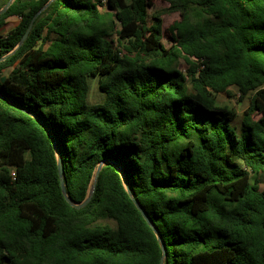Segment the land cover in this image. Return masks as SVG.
I'll list each match as a JSON object with an SVG mask.
<instances>
[{
	"label": "trees",
	"instance_id": "1",
	"mask_svg": "<svg viewBox=\"0 0 264 264\" xmlns=\"http://www.w3.org/2000/svg\"><path fill=\"white\" fill-rule=\"evenodd\" d=\"M162 1L165 29L147 0H52L0 61V264H264V0ZM46 2L0 14V57Z\"/></svg>",
	"mask_w": 264,
	"mask_h": 264
},
{
	"label": "rangeland",
	"instance_id": "2",
	"mask_svg": "<svg viewBox=\"0 0 264 264\" xmlns=\"http://www.w3.org/2000/svg\"><path fill=\"white\" fill-rule=\"evenodd\" d=\"M104 1V0H103ZM147 9L149 14L152 12H159L163 11V14L161 15L162 19V24L163 28L167 27L173 20L178 18L177 13H170L166 12L167 4L163 2L162 0H147ZM163 42L164 44H168L169 39L168 36L164 33L163 34ZM178 69L180 70H185L186 64L182 59H179ZM8 72V70H5L3 75H5ZM90 86H89V91L87 95V102L89 104L93 103H99L102 101L104 94L102 91L98 89L97 86V78L96 77H90L89 78ZM231 95H226L225 93H218L216 96L217 102L220 105H227L229 108L235 110L236 112V117L233 120V124L237 127L240 125V120L242 118L243 111L248 107L249 104V99L252 96V93H250L248 96H246L242 101H238V93L236 91L235 87L230 88ZM107 222V221H106ZM109 224H113L111 222H108ZM4 264V263H3Z\"/></svg>",
	"mask_w": 264,
	"mask_h": 264
},
{
	"label": "water",
	"instance_id": "3",
	"mask_svg": "<svg viewBox=\"0 0 264 264\" xmlns=\"http://www.w3.org/2000/svg\"><path fill=\"white\" fill-rule=\"evenodd\" d=\"M12 0H8L3 7L0 8V14L3 13L6 8L10 5ZM52 0H47V2L41 7L39 8V10L33 15V17L30 19L25 31L23 32V34L21 35V37L19 38L17 44L14 46V48L9 51L7 54L3 55L0 57V61L3 60L5 57H7L9 54H12L14 52V50L19 47L23 42L24 40L27 38V35L32 27V24H33V21L34 19L37 17V15H39V13L41 11L44 10V8L51 2ZM53 141V139H52ZM53 144H54V141H53ZM57 152V151H56ZM105 163V161H101L98 166L96 167V170H95V173H94V176H93V180L95 179V177L97 176V173L100 169V167L102 166V164ZM114 164V163H113ZM115 165V164H114ZM57 171H58V176L60 178V189H61V193L62 195L64 196L65 200L67 202H69L73 207L75 208H80L82 206H84L88 200L90 199L91 197V193H92V186L90 187V189L88 190V194L86 196V198L80 202V203H73L71 202L68 197L66 196V193H65V188H64V183H63V179H62V167H61V164H60V159L59 157L57 158ZM120 174H121V180H122V183H123V186H124V189L126 191V193L130 196L131 198V201L133 202V204L135 205V207L137 208V210L140 212L141 216L144 218L145 222L148 224V226H150V228L152 229V231L154 232L157 240H158V243L161 247V249L163 248V244L160 240V237H159V234L157 232V230L155 229V227L153 226L152 222L149 220L148 216L146 215V213L142 210V208L140 207V205L138 204V202L136 201V199L132 196L131 194V191L123 177V174L121 173L120 171ZM162 257H163V252H162ZM162 257L160 258V261H159V264H163V260H162Z\"/></svg>",
	"mask_w": 264,
	"mask_h": 264
},
{
	"label": "crops",
	"instance_id": "4",
	"mask_svg": "<svg viewBox=\"0 0 264 264\" xmlns=\"http://www.w3.org/2000/svg\"><path fill=\"white\" fill-rule=\"evenodd\" d=\"M19 21L18 17H9L4 20L3 24L0 26V35L4 36L8 31H10Z\"/></svg>",
	"mask_w": 264,
	"mask_h": 264
}]
</instances>
